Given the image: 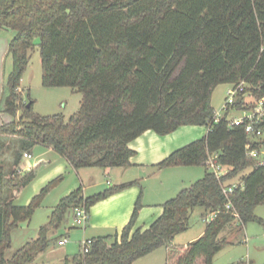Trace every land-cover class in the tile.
I'll return each mask as SVG.
<instances>
[{
  "label": "trees",
  "instance_id": "trees-1",
  "mask_svg": "<svg viewBox=\"0 0 264 264\" xmlns=\"http://www.w3.org/2000/svg\"><path fill=\"white\" fill-rule=\"evenodd\" d=\"M0 28L16 32L8 49L13 62L1 111H21L17 121L0 125V264L33 263L48 249L49 233L61 226L68 210L85 205L89 213L95 202L139 183L89 196L77 187L60 199L38 237L7 259L11 231L31 218L62 180L50 181L27 205H16L38 167L20 174L25 152L42 144L75 169L128 167L136 154L129 143L146 131L165 135L182 125H208L219 84L245 80L256 98L264 95V0H0ZM36 46L43 85L83 94L80 110L69 121L62 114L35 113L33 100L23 102L21 80ZM247 141L244 126H230L227 119L214 122L203 138L157 165L204 166L218 152L229 166L226 175L219 179L204 166V176L167 200L163 214L147 228H135L140 195L120 238L93 237L88 251L63 264H133L163 246L165 264H214L215 255L232 243L221 233L235 220L264 223L255 214L264 204V166L246 155ZM248 168L241 177L244 187L228 199L222 185ZM228 201L234 209H226ZM196 207L218 214L198 239L173 244L174 236L190 226Z\"/></svg>",
  "mask_w": 264,
  "mask_h": 264
},
{
  "label": "rangeland",
  "instance_id": "rangeland-1",
  "mask_svg": "<svg viewBox=\"0 0 264 264\" xmlns=\"http://www.w3.org/2000/svg\"><path fill=\"white\" fill-rule=\"evenodd\" d=\"M14 35H16L15 31L0 28V125L17 121L21 112L12 115L1 111L3 99L9 92L7 76L12 69L13 60L8 49ZM42 75L40 48L36 46L30 52V61L21 80L20 89L23 102L33 100L32 109L35 113L44 116L62 114L65 120L69 121L80 110L83 94L71 87L44 86ZM230 87V84L223 83L215 88L212 95V105L215 112H220ZM241 115L242 112L232 110L229 117ZM208 128L207 124H187L165 135L150 130L148 134H153L158 139L155 144H161L163 151L155 156L145 150H142L139 156H136V153L130 157V165L123 174L120 172L125 168L120 169V167L75 169L66 158L56 151L40 144L36 145L29 151L33 157H23L20 164L21 175L27 173L37 164L35 178L22 189L14 203L18 206L27 205L50 181L61 176L62 180L48 192L32 217L21 221L11 231V246L6 251V258L10 259L27 241L37 238L40 227L49 221L51 213L60 199L79 186L85 187V192L89 196L116 185L139 181V183H133L91 205L90 211H92L98 227H93L88 223L86 226H76L73 209L68 210L61 226L56 231L49 233L53 240L48 249L37 256L36 263L63 264L65 258L72 259L82 250V244L87 239L97 236H111L109 242H112L115 236L120 238L124 227L134 213L140 195L142 206L138 213L135 228L139 226L147 228L163 214L164 203L167 200L175 197L180 190L202 178L205 173L204 166H174L160 169L157 164L173 151L203 138ZM143 136H139L138 138H141L139 140L146 138L147 145L152 146L154 142L151 137H148L149 135ZM138 138L131 141L129 147ZM250 170L251 168L242 171L228 184H240L242 182L241 177ZM122 175H124L123 178ZM118 198L121 200L119 203L115 202ZM129 203L132 205L131 214L129 220L124 223L121 221V211L123 212L124 207ZM255 214L264 219V204L256 207ZM207 215L211 214L206 213L204 208H194L191 212L190 226L187 230L176 234L172 243L184 245L198 239L202 235L201 233L206 230L207 222L204 221V217ZM65 236L68 237V242L64 245L58 244V240ZM221 237L232 243L226 245L215 255L214 264H264V223L250 221L243 224L239 220H235L221 233ZM156 254V257L147 264L166 263L165 248H158Z\"/></svg>",
  "mask_w": 264,
  "mask_h": 264
},
{
  "label": "built area",
  "instance_id": "built-area-1",
  "mask_svg": "<svg viewBox=\"0 0 264 264\" xmlns=\"http://www.w3.org/2000/svg\"><path fill=\"white\" fill-rule=\"evenodd\" d=\"M241 103V108L236 107ZM232 110L242 112L239 117H229ZM223 119H227L230 126L242 125L248 135V141L245 144V153L256 161L257 165L264 166V95L261 98H256L254 93L248 88L245 80H242L236 85H231L228 90L227 97L220 112H215L213 119L208 126L211 128L212 124L218 123ZM208 128V129H209ZM24 156L32 158L30 152H25ZM204 166L213 172L219 179L226 175L229 166L220 161V154L218 152L210 154L204 163ZM244 187V182L240 184H223L222 190L226 197H230L237 189ZM226 209H234L231 201L225 205ZM74 220L76 226H86L89 220V213L85 205H79L73 208ZM204 217L207 223L212 221L218 214V211L210 213ZM238 216V213H235ZM68 242V237L65 236L58 240V244L64 245ZM92 240L87 239L82 244V251L86 252L91 246Z\"/></svg>",
  "mask_w": 264,
  "mask_h": 264
},
{
  "label": "crops",
  "instance_id": "crops-1",
  "mask_svg": "<svg viewBox=\"0 0 264 264\" xmlns=\"http://www.w3.org/2000/svg\"><path fill=\"white\" fill-rule=\"evenodd\" d=\"M150 130L146 131L143 135H149L148 137H151V140L154 142L152 146H148L147 145V141H146V138H143L142 140H139L141 138H138V140H136L135 142H132L131 144V148L133 150L136 151L137 155L136 156H139V154L141 153L142 150H145V151H148V153H151L152 156H155L156 154H160V151H163V148H162V145L159 144V145H156L155 142L158 141V139L153 136V134H148L150 133L149 132ZM143 135H141L140 137H144ZM145 136V137H147ZM138 141V142H137ZM42 145V144H40ZM168 145V144H167ZM44 146V145H43ZM166 146V145H164ZM47 147V146H46ZM49 149H52L51 147H48ZM167 149V148H166ZM53 150V149H52ZM32 154V153H31ZM32 157H33V154H32ZM29 166H32V164ZM129 167V166H128ZM128 167H120V169L122 168H125L124 170H121V174L125 173V171H127ZM165 169V168H164ZM205 174V173H204ZM204 176V175H203ZM122 178L124 177V175L121 176ZM201 179V178H200ZM86 188L83 187V194L84 196H87L86 192H85ZM115 202L119 203L121 202L120 198L116 199ZM131 208H132V205L131 203H129L128 205H126L124 207V210L123 212L121 211V221L122 222H127L130 218V214H131ZM88 224L89 225H92L93 227H98V223L96 222V219L94 218L93 216V213L92 211L89 212V220H88ZM139 227H142V226H139ZM204 232H202L201 234H203ZM162 248H165V246H163ZM156 251H153L152 253L144 256V257H141L140 259H138L137 261H135L133 264H147L148 262H150L154 257H156ZM159 251V250H158ZM162 251V250H161ZM33 264H38L36 263V261H34Z\"/></svg>",
  "mask_w": 264,
  "mask_h": 264
}]
</instances>
